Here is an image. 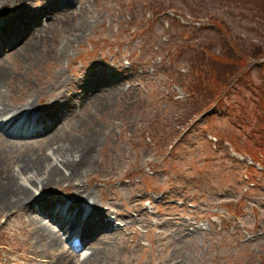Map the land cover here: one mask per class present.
I'll return each instance as SVG.
<instances>
[{"label": "rangeland", "instance_id": "obj_1", "mask_svg": "<svg viewBox=\"0 0 264 264\" xmlns=\"http://www.w3.org/2000/svg\"><path fill=\"white\" fill-rule=\"evenodd\" d=\"M15 1L0 2V26L6 27ZM21 1L37 10L56 7L59 22L47 33L43 51L28 63L9 54L0 61L11 73L0 89V104L5 101L20 111L14 121L31 112L24 107L32 105L41 122L39 114L59 97V106L47 117L53 123L49 135L58 123L55 132L74 138L95 132L98 137L94 163L81 178L98 204L93 199L83 203L90 209L102 206L112 221L96 234H106L102 243L84 237L80 217L68 224L65 238L80 231L83 248H102L100 264H264V161L253 164L247 158L251 149L264 148V55L251 70L242 61L237 64L249 70L251 80L242 81L244 87L239 84L226 96L214 93L190 115L193 104L205 102L207 83L223 82L214 60L226 61V49L239 43L242 49L264 53V4ZM43 17L39 23L48 26ZM78 23L85 30L76 35ZM7 47L0 40V52ZM104 99L106 105L94 106ZM0 134V151L7 159L32 153L48 139L43 136L28 146L40 136L26 141ZM2 136L21 144L6 145ZM16 161H7L14 174ZM73 188L67 182H48L39 185L36 200L68 194L69 209L77 212L70 207ZM27 208L0 211V264H77L79 250L69 249L67 241L62 248L67 251L35 244ZM31 209L35 216L45 215L62 236L60 225L48 219L50 204L47 212L43 204Z\"/></svg>", "mask_w": 264, "mask_h": 264}, {"label": "bare ground", "instance_id": "obj_2", "mask_svg": "<svg viewBox=\"0 0 264 264\" xmlns=\"http://www.w3.org/2000/svg\"><path fill=\"white\" fill-rule=\"evenodd\" d=\"M0 2H2V0H0ZM15 2L16 3L12 6L11 14L6 18V27L0 26V40L5 43L8 42L7 50H4L6 53L0 52V61L2 60L5 62L7 60L5 56L9 54L16 58L21 56L24 58L22 62L28 63L29 58L43 51V48L40 47H42L41 44L46 40L47 33H51L52 24L55 23V25L58 26V9L56 7L51 8L44 6L37 10L36 7H31L27 1L16 0ZM41 16H44L43 18H45V16L48 17V26L44 27L42 23H39V18ZM83 25L84 23H78L73 33L77 35L80 31L82 32L85 30ZM68 39L70 40L71 38ZM4 67L3 63L0 62V89L11 76V73H8L7 69ZM19 70L22 71L23 69L20 67ZM11 89L9 91H11ZM60 99L61 98L56 97L52 102L49 101L47 109H44L45 112L39 114L41 121L45 122V118L50 116L49 113H52V111L59 106ZM107 102L108 99H104L99 103H94V106L100 108L106 105ZM30 108V117L34 115L35 111L39 113L32 105H26L24 107V109ZM64 109L68 110L65 107L62 108V111H64ZM19 112L17 108H10L5 101L4 103L2 101L0 104V127L7 126ZM7 113L10 115L9 117H7ZM11 124L13 125V123ZM28 125L32 128L30 134L32 138L40 136V138L35 140L36 142L38 141V143H40L43 136L48 139L45 144L31 149L30 151L32 153L24 151L17 157L9 156L7 159L0 151V211L7 213L15 209H21L22 207H30L29 210L27 208V211H29V213L27 212L29 234L38 246L56 251L62 249L67 240H63L62 236L60 237L58 235L53 226L44 220V217H46L45 215L39 214L40 216H35L34 213L31 212V206L34 207V204L38 206L43 204L46 210L44 212H47L48 205L51 202L49 210L50 216H48L52 217V221L62 220L60 224L62 235L67 234L66 228L68 224L77 221L79 217H82L81 214L83 213L86 214L82 227L85 235L84 237L90 238L91 241L96 239L98 244L102 243L106 234L102 236H96V234L98 231L100 233L104 228L108 229L109 224L107 223L111 219L109 218L110 216L103 211L102 206H93L90 211L86 210V204H84L83 201L91 200L94 196L86 188L81 179L83 174L87 172V168L94 163L93 145L94 142L98 140L96 133L85 132L79 135V137L74 138L70 135H64L61 132H55L60 129L57 123L54 132L51 135H47L45 130H49L51 128L50 125L46 124L45 127H43L39 122H29ZM3 142H6V145L13 146L21 144L15 141L9 142L5 140L4 137L2 139V143ZM34 144L35 142L28 143V146H34ZM15 160H17L15 162L17 163L16 174H14V170L12 171V168H14L12 166L13 163H9ZM58 181L63 183L67 182L69 186L73 185L74 192L70 207L78 208L79 211L74 212L72 210L70 213L68 211L64 212L62 209V207H64L62 203V194L60 196L55 195L51 201H49V198L46 196L36 200V197L40 194L37 193L39 185H42L43 188L48 182H52V184L55 185ZM30 185H33L35 190L32 189ZM68 197H70V195H68ZM32 200L35 201L32 203ZM93 200V204L97 205L98 203L95 202V199ZM28 202L32 203L31 206ZM92 248L93 247H91L92 252L84 259L79 258L77 264H100L104 262L103 255L105 254L102 253V248L98 250H92ZM62 250L67 251V249ZM68 252L70 253L69 250ZM36 254L41 255L40 252ZM72 263L76 264V261L72 260L69 264Z\"/></svg>", "mask_w": 264, "mask_h": 264}, {"label": "trees", "instance_id": "obj_3", "mask_svg": "<svg viewBox=\"0 0 264 264\" xmlns=\"http://www.w3.org/2000/svg\"><path fill=\"white\" fill-rule=\"evenodd\" d=\"M240 1H243L246 4H250V3L264 4V0H239V2ZM172 21H173V24L177 22L174 19H172ZM165 44H168V42ZM234 46L236 48L226 49L228 56H230L226 61H221L219 59L214 60L217 70L219 71V74L224 78V80L223 82L217 81V83L215 84L212 83L211 81L207 83L208 89L206 90V93L204 94L205 102L204 103L200 102L199 106L193 104L194 109H193L192 114H190L191 116L194 115L195 113H198L200 111V108L206 105L207 102H210L208 100H210L213 97V95H215L214 93H217L219 95L221 94L222 96H226L225 95L226 92L230 94L231 91L237 87V85L241 84V86L244 87L247 84V81L251 80V78L247 76V74L249 70L255 68L254 65L257 64V62H259L260 60L259 56L264 55V53L261 54L260 53L261 50L259 48H254V47H250L248 49H242L239 43H235ZM261 46H264V45L261 44ZM196 47L199 49V45L196 44ZM167 50H168V53H167L168 55L171 54L172 57L175 59V61H179L180 57L176 55L174 51H171L168 48ZM169 58L171 61L173 60L171 57ZM240 61H242L243 63H246L244 67H247V69L249 70L245 71V68L243 67L238 68L237 64H239ZM260 64L261 63H259L258 65ZM242 81L245 82L246 84L243 85L241 83ZM200 84L201 82H199V85ZM219 99L220 97H218L215 100L218 101ZM212 104L217 105V106L219 105L218 103H212ZM263 143H264V139H263ZM259 145H261V142H259ZM250 152L258 156L259 152H262L264 154V148L263 149L259 148V150L251 149Z\"/></svg>", "mask_w": 264, "mask_h": 264}]
</instances>
